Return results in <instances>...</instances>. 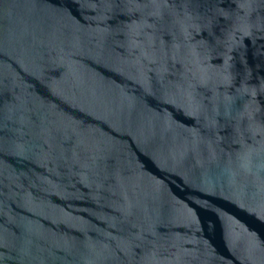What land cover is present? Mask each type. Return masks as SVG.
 I'll return each instance as SVG.
<instances>
[{"label": "water", "instance_id": "water-1", "mask_svg": "<svg viewBox=\"0 0 264 264\" xmlns=\"http://www.w3.org/2000/svg\"><path fill=\"white\" fill-rule=\"evenodd\" d=\"M0 264H264V0H0Z\"/></svg>", "mask_w": 264, "mask_h": 264}]
</instances>
